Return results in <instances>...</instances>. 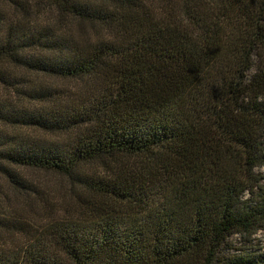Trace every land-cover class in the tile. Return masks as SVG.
Instances as JSON below:
<instances>
[{
  "label": "trees",
  "instance_id": "1",
  "mask_svg": "<svg viewBox=\"0 0 264 264\" xmlns=\"http://www.w3.org/2000/svg\"><path fill=\"white\" fill-rule=\"evenodd\" d=\"M264 0H0V264H257Z\"/></svg>",
  "mask_w": 264,
  "mask_h": 264
},
{
  "label": "rangeland",
  "instance_id": "2",
  "mask_svg": "<svg viewBox=\"0 0 264 264\" xmlns=\"http://www.w3.org/2000/svg\"><path fill=\"white\" fill-rule=\"evenodd\" d=\"M255 170L264 172V167ZM241 253L255 256L257 264H264V229H259L250 236L233 234L228 238L222 254L238 255Z\"/></svg>",
  "mask_w": 264,
  "mask_h": 264
}]
</instances>
